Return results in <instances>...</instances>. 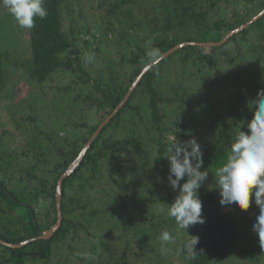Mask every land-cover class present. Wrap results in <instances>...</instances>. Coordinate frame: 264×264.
Returning a JSON list of instances; mask_svg holds the SVG:
<instances>
[{
    "label": "trees",
    "instance_id": "16d2710c",
    "mask_svg": "<svg viewBox=\"0 0 264 264\" xmlns=\"http://www.w3.org/2000/svg\"><path fill=\"white\" fill-rule=\"evenodd\" d=\"M44 7L46 18L28 29L29 56L13 63L27 86L17 101L16 79L0 54V241H28L0 245V264H156L175 255L184 264L233 261L247 232L224 212L217 191L198 190L204 224L186 232L168 216L176 195L160 182L169 169L163 155L170 135L182 141L194 129L204 137L203 165L218 168L235 133L248 131L250 102L264 89V16L220 46H185L151 67L63 180L58 230L47 240L37 237L56 223L60 176L141 71L178 44L222 40L264 10V0H45ZM250 51L258 54L253 66ZM153 52L159 55L150 59ZM255 75L258 84L251 83ZM238 84L239 91L227 89ZM205 114L222 124L219 134L199 130L194 119ZM136 154L151 166L138 169ZM159 189L168 198L162 214L149 206L162 196ZM173 227L181 239L165 247L160 235ZM192 235L200 238L197 256L187 259L182 248ZM154 247H162L156 259L146 254ZM261 249L249 254L250 264L261 263Z\"/></svg>",
    "mask_w": 264,
    "mask_h": 264
},
{
    "label": "clouds",
    "instance_id": "9594fccd",
    "mask_svg": "<svg viewBox=\"0 0 264 264\" xmlns=\"http://www.w3.org/2000/svg\"><path fill=\"white\" fill-rule=\"evenodd\" d=\"M44 2L45 0H0V6L8 10L20 28L32 29L36 26L35 18L44 19L48 15ZM158 55V52H153L150 59ZM83 59L92 63L95 57L86 54ZM250 103L253 117L246 124L248 131H239L230 145L226 161L216 168L213 177L221 206L238 207L241 211H247L254 199L259 215L253 231L259 238L261 248H264V89ZM165 152L163 157L169 162L166 180L174 191H178L168 207V216L184 231L196 224H204L198 190L208 179L209 171H201L203 159L200 144L195 138L180 141L175 135ZM182 180L185 182L181 184ZM190 237L182 251L186 253L187 259H194L200 238L195 235ZM160 240L166 247L174 238L170 232L163 231ZM87 259L94 260L95 256L88 254Z\"/></svg>",
    "mask_w": 264,
    "mask_h": 264
},
{
    "label": "rangeland",
    "instance_id": "374dc122",
    "mask_svg": "<svg viewBox=\"0 0 264 264\" xmlns=\"http://www.w3.org/2000/svg\"><path fill=\"white\" fill-rule=\"evenodd\" d=\"M94 3V1H92ZM83 7V11L85 12L87 10V8L85 6ZM75 9L78 8L77 5L74 6ZM83 38H86L85 36H83ZM241 38L238 37L237 38V43L241 46L242 42L240 40ZM233 43V42H231ZM230 43V44H231ZM249 43V42H248ZM261 42L257 41L256 44H260ZM229 44V45H230ZM228 45V46H229ZM248 44H243L241 47L242 49L247 47ZM232 46V45H231ZM251 46H253V44H251ZM254 47V46H253ZM252 50V48H251ZM0 54L2 57V61L4 63V67L7 69V73L8 76L11 74V79H16V87L14 90V94H15V99L14 100H19L20 98H22L26 93H27V86L23 83H19L18 82V77L14 74V68H13V63L14 61H19L24 59L25 57L29 56V30L28 29H22L20 28L16 21L13 19V17L9 14L8 10L5 9L3 6H0ZM249 56H248V63L253 66L254 63H256L257 58H258V54L256 55L253 51L249 52ZM262 60H264L262 58ZM246 67V64H245ZM7 76V77H8ZM264 77V76H263ZM261 81H259L255 75L253 82H251L252 84H258ZM190 82H187V85ZM190 85V84H189ZM241 84H238V86H230L229 88L227 87L228 90H241L242 89ZM233 87V89H232ZM250 93H248L247 95H249ZM218 100V99H217ZM224 106L227 107V105L229 104L228 99H222ZM240 99L234 98V102H236L237 106L241 105L242 103L240 102ZM218 108V107H217ZM217 113H213V117L216 116ZM211 115V116H212ZM211 116L207 115H202V117L200 119H194L195 122H197L200 125L199 130H202L204 128L203 131H205L206 133H208V135L212 132H216V134H219L220 131H222L224 128L222 126V124H218L216 122V120H214V118ZM190 121V119H189ZM225 125V124H224ZM226 127V126H225ZM238 128V127H237ZM239 129V128H238ZM240 131V130H239ZM239 131L237 133H235V135L237 136ZM243 131V130H242ZM202 132L199 133H195L194 129H192L190 131V133L188 134L186 139H183L182 141H187L191 138H195L197 140V142L199 141L200 138H204L203 134L201 136ZM218 135L215 136V138H217ZM175 137L174 135H170L169 136V140H173ZM235 140V138H234ZM149 158H146L144 156V154L142 155H135L134 161L136 162L135 166L138 169L141 168H149V166H151V161L149 162ZM167 169V166H166ZM143 170V169H142ZM204 170H208L209 171V175H208V179L205 181V183L200 187V188H210V189H214L215 191H217V195L220 197L219 195V191L215 188V181H214V175H215V170L216 168H211V167H207V166H202L201 171ZM168 172L164 173V176L161 177L160 182H164V184L171 188L166 180V176H167ZM151 174V173H150ZM150 174H148V177H150ZM143 173L140 171V173L137 174V179H143ZM152 177V176H151ZM163 178V179H162ZM158 179V177H157ZM187 179V177H185V180ZM185 182L184 180L181 181V184ZM171 191L175 193V195H178V191H174L171 188ZM159 194H161L162 196L155 195L153 196V198L149 195L146 194V196L148 197V199L151 197V201H150V209H152L153 211L162 214V213H166V205H168V198L166 197V195L164 194V190L162 191L161 189H159V192H157ZM157 198V199H155ZM154 199V200H153ZM224 208V212L230 213L233 216L236 217V219H238L242 225V230L243 232H247L243 239L241 240L238 248H236L234 250V253L232 254L233 261H229V262H225V264H250V257L249 254L252 252L254 255H256V248L258 250H260V242H259V238L257 236L256 233H254L253 231V225L256 223V217L259 215V208L258 206L255 205L254 203V199L253 202L251 204V207L249 208V210L247 211H241L238 207L233 208L231 206H223ZM140 217L142 218V216H138L136 223H140ZM175 228L173 227L171 229V234L174 238L172 243H169V246H174L177 245V243L180 241L181 237L179 235H176L175 233ZM156 244V243H155ZM159 247V246H157ZM154 247L152 250L148 251L146 254L148 256H153L156 259V252L159 253L158 250H160L162 247L158 248ZM172 248V247H170ZM166 249H164L165 251ZM262 257H261V263L260 264H264V249L262 250ZM170 253H172L170 251ZM172 255V254H171ZM259 255V254H257ZM165 263L162 262H158L156 264H184L176 255L174 257H171V262H170V258L166 261H164ZM223 264V263H222Z\"/></svg>",
    "mask_w": 264,
    "mask_h": 264
},
{
    "label": "water",
    "instance_id": "95a60500",
    "mask_svg": "<svg viewBox=\"0 0 264 264\" xmlns=\"http://www.w3.org/2000/svg\"><path fill=\"white\" fill-rule=\"evenodd\" d=\"M262 16H264V10H262L259 14H257L256 16H254L251 20H249L248 22H246L245 24L239 26L238 28L234 29L233 31L229 32L222 40L218 41V42H202V43H197V42H184L181 44H178L177 46H175L174 48L168 50L166 53H164L162 56H160L157 60L151 62L150 64H148V66H146L141 73L139 74V76L136 78V80L133 82V84L131 85V87L129 88L128 92L126 93V95L124 96L123 100L121 101V103L117 106V108L105 119V121L99 126V128L96 130V132L94 133V135L88 140V142L84 145V147L82 148L81 152L79 153L78 157L73 161V163L70 165V167L60 176L58 183H57V188H56V211H57V220L56 223L48 230L40 232L37 239H43V240H47L49 238L52 237V235L58 230V228L61 225V187H62V182L63 180L69 176L73 170L78 166V164L80 163V161L82 160L83 156L85 155L88 147L91 145V143L94 141V139L97 137V135L99 134V132L101 131V129L109 122V120L119 111V109L126 103V101L128 100V98L130 97L132 91L134 90V88L136 87L137 83L140 81V79L142 78V76L151 68L153 67L156 63H158L160 60L168 57L170 54H172L173 52H175L177 49L183 48L185 46H190V45H194V46H199V47H217L220 46L222 44H224L225 42L228 41L229 38H231L232 36L236 35L237 33H239L240 31L244 30L245 28L249 27L252 23L256 22L258 19H260ZM26 243H28V241L20 243V244H9L6 243L4 241H0V245H4V246H8L10 248H19L22 247L23 245H25Z\"/></svg>",
    "mask_w": 264,
    "mask_h": 264
}]
</instances>
